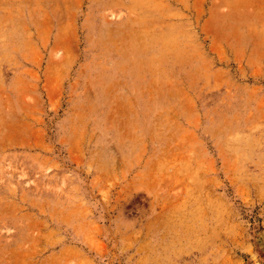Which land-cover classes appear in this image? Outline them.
Masks as SVG:
<instances>
[{
	"label": "rangeland",
	"instance_id": "obj_1",
	"mask_svg": "<svg viewBox=\"0 0 264 264\" xmlns=\"http://www.w3.org/2000/svg\"><path fill=\"white\" fill-rule=\"evenodd\" d=\"M0 264H264V0H0Z\"/></svg>",
	"mask_w": 264,
	"mask_h": 264
}]
</instances>
